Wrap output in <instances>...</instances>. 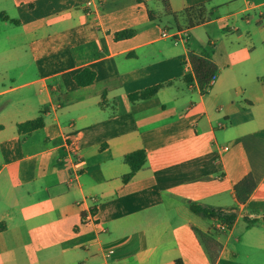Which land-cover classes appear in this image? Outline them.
Returning <instances> with one entry per match:
<instances>
[{
    "label": "crops",
    "instance_id": "0c3cea01",
    "mask_svg": "<svg viewBox=\"0 0 264 264\" xmlns=\"http://www.w3.org/2000/svg\"><path fill=\"white\" fill-rule=\"evenodd\" d=\"M205 51L201 90L184 77ZM239 244L264 251V0H0V264H235Z\"/></svg>",
    "mask_w": 264,
    "mask_h": 264
},
{
    "label": "trees",
    "instance_id": "16d2710c",
    "mask_svg": "<svg viewBox=\"0 0 264 264\" xmlns=\"http://www.w3.org/2000/svg\"><path fill=\"white\" fill-rule=\"evenodd\" d=\"M165 1V0H164ZM190 26L193 24V21L196 19H200V13L194 12L190 13L186 11ZM151 19L153 16L149 13ZM134 34L133 30H124L116 34V38L125 39L129 38ZM189 59L192 65V74H188L184 77V80L192 84L196 81L201 90H205V88H210V82L212 78L216 75L217 67L212 60L211 52L205 51L202 54L198 55L193 52L190 53ZM94 76L91 72L84 71L76 77V81L79 85H88L92 83ZM162 85L153 86L147 88L139 93L131 94L129 98L132 101L140 100V99H148L154 96L160 89ZM44 125L43 116H40L34 120L22 123L18 125V131L22 134L31 133L35 130L42 128ZM146 152L144 150H138L127 154L125 156V162L130 166V173L124 177V181H129L140 169H142L146 163ZM256 188V181L252 174H248L245 176L239 183H237L234 187V191L236 194L237 201L241 204L246 203ZM192 212L197 215H200L205 218L214 219L225 224L229 229L235 223L237 217V209L234 208L229 211H225L223 209H214L211 207L202 206L197 203H193L190 206ZM202 237V236H201ZM176 264H183L180 260L176 261Z\"/></svg>",
    "mask_w": 264,
    "mask_h": 264
},
{
    "label": "rangeland",
    "instance_id": "374dc122",
    "mask_svg": "<svg viewBox=\"0 0 264 264\" xmlns=\"http://www.w3.org/2000/svg\"><path fill=\"white\" fill-rule=\"evenodd\" d=\"M242 225L243 222L238 225V230H241ZM237 249L239 255L235 264H264V251L244 247L241 244Z\"/></svg>",
    "mask_w": 264,
    "mask_h": 264
},
{
    "label": "built area",
    "instance_id": "2783aa9c",
    "mask_svg": "<svg viewBox=\"0 0 264 264\" xmlns=\"http://www.w3.org/2000/svg\"><path fill=\"white\" fill-rule=\"evenodd\" d=\"M163 37L171 38L175 44L184 43L187 41L188 38V30L186 29H177L172 32L169 31H163L162 33ZM215 79V77L212 78L211 82ZM93 217L89 216L87 218L88 221L92 220ZM227 227L225 225H220V230L224 231Z\"/></svg>",
    "mask_w": 264,
    "mask_h": 264
}]
</instances>
